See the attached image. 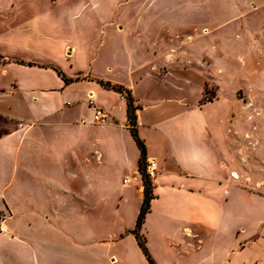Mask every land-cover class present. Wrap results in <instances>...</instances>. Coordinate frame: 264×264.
Returning <instances> with one entry per match:
<instances>
[{"label": "rangeland", "instance_id": "374dc122", "mask_svg": "<svg viewBox=\"0 0 264 264\" xmlns=\"http://www.w3.org/2000/svg\"><path fill=\"white\" fill-rule=\"evenodd\" d=\"M150 68L188 74L195 116L231 142L232 178L264 192V0H0V264H150L132 232L139 148L128 123L88 124L86 99L87 80L129 86ZM34 135L59 175L31 151L18 161Z\"/></svg>", "mask_w": 264, "mask_h": 264}, {"label": "crops", "instance_id": "0c3cea01", "mask_svg": "<svg viewBox=\"0 0 264 264\" xmlns=\"http://www.w3.org/2000/svg\"><path fill=\"white\" fill-rule=\"evenodd\" d=\"M143 69L136 84L122 85L131 90L139 106L138 134L146 146L147 159H155L157 166L150 177L153 195L150 208L139 231L148 252L158 264H264V192L251 188L243 179L232 178L237 172H232L231 142L222 136L225 131L195 116L199 107L185 83L191 79L184 78L187 73L174 68L164 74ZM86 84L90 87L86 99L93 93L95 103L111 117V123L103 127L129 130L125 99L89 80ZM139 86H148L143 95L137 94ZM109 97L122 101L121 122L112 112ZM87 122L92 123L93 117ZM110 143L114 148L119 146L114 140ZM19 144L18 161L24 163L30 158L26 153L31 151L44 168L60 174L42 137H24ZM127 177V181L122 180L123 185L131 180ZM136 184L140 198L134 209L137 221L144 197L140 174ZM141 258L142 264H148L144 256Z\"/></svg>", "mask_w": 264, "mask_h": 264}, {"label": "trees", "instance_id": "16d2710c", "mask_svg": "<svg viewBox=\"0 0 264 264\" xmlns=\"http://www.w3.org/2000/svg\"><path fill=\"white\" fill-rule=\"evenodd\" d=\"M58 74L61 75V72L58 71ZM64 80L66 83H69V80L66 77H64ZM96 81L102 87L106 89L113 90L119 93L120 95H122L123 93L126 94L125 98H126V106H127L128 125L131 131L132 137L134 138L139 148V151H140V157L138 160V170L142 177V181L144 185V200L141 205L139 215L137 217L136 228L132 232L135 234L138 244L141 247L142 251L144 252L148 262L150 264H156L147 250V247L145 245V240L141 237L140 232H139L142 226V223L144 221L145 215L150 208V201L153 196L152 195V181L149 177V174L146 171V162H147L146 146L143 140L140 138L138 134V130H137L136 110L139 108V106L135 104V99L132 95L131 90L125 87L124 85L113 83L111 81H107L104 79H97Z\"/></svg>", "mask_w": 264, "mask_h": 264}, {"label": "built area", "instance_id": "2783aa9c", "mask_svg": "<svg viewBox=\"0 0 264 264\" xmlns=\"http://www.w3.org/2000/svg\"><path fill=\"white\" fill-rule=\"evenodd\" d=\"M93 110V123H101V124H106L108 123L109 119H110V115L108 113V111H106L104 108L100 107V106H96L94 105L92 107ZM82 123H85V120H82ZM156 161L155 159L151 158V159H147L146 162V171L147 173L152 176L153 173L156 171ZM129 179V177H126V181Z\"/></svg>", "mask_w": 264, "mask_h": 264}, {"label": "bare ground", "instance_id": "6f19581e", "mask_svg": "<svg viewBox=\"0 0 264 264\" xmlns=\"http://www.w3.org/2000/svg\"><path fill=\"white\" fill-rule=\"evenodd\" d=\"M89 97L92 98L94 97L93 93H89ZM235 177H237L238 175L236 173H234Z\"/></svg>", "mask_w": 264, "mask_h": 264}, {"label": "water", "instance_id": "95a60500", "mask_svg": "<svg viewBox=\"0 0 264 264\" xmlns=\"http://www.w3.org/2000/svg\"><path fill=\"white\" fill-rule=\"evenodd\" d=\"M71 53V51H69Z\"/></svg>", "mask_w": 264, "mask_h": 264}]
</instances>
